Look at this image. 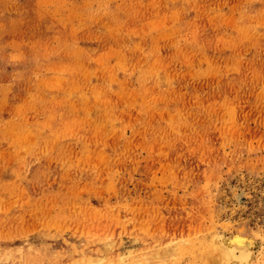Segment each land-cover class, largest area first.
<instances>
[{
	"label": "rangeland",
	"instance_id": "374dc122",
	"mask_svg": "<svg viewBox=\"0 0 264 264\" xmlns=\"http://www.w3.org/2000/svg\"><path fill=\"white\" fill-rule=\"evenodd\" d=\"M218 233L264 264V0H0V264Z\"/></svg>",
	"mask_w": 264,
	"mask_h": 264
},
{
	"label": "bare ground",
	"instance_id": "6f19581e",
	"mask_svg": "<svg viewBox=\"0 0 264 264\" xmlns=\"http://www.w3.org/2000/svg\"><path fill=\"white\" fill-rule=\"evenodd\" d=\"M109 243L112 244L113 242L112 243L109 242ZM166 243H168V242H166ZM255 243L256 242H255L254 238L246 237V236H243V235L238 234V233L232 234V235L230 234L229 237H225L224 235H221L218 233V234H214L211 237L210 242L207 243L206 245H204V247H198V248H200L201 252L204 253L202 256H205L204 258H206V259L208 258L212 262L211 264H247L248 262L250 263L253 259L254 247L257 244V243L255 244ZM104 244H103V247L108 246V243H104ZM110 244H109V246H110ZM166 245H168V244H166ZM173 246L174 245H172L171 248L174 251ZM167 248H168V246H167ZM167 248L166 247H165V249L162 248V250H160V251L157 249L156 250L157 252H154V250H153L154 254H152V252H151V254H147L146 256L148 259H149V257H153V258L158 257L159 259L160 258L162 259V257H165L164 255H166V253L168 251ZM170 249H169L168 253L170 252ZM103 251H104V248H103ZM173 251H171V252H173ZM127 254H128V256H130L129 253H127ZM116 256L118 257V264H125L126 260L122 257L123 253L122 254L119 253ZM197 257H200V255H198ZM141 258H142V256H141ZM153 258H152V260H153ZM90 259H91V257H90ZM161 259L159 260V262L162 261ZM101 260H102L101 258H99L97 260L92 259V260H90V262L92 264H100ZM154 260H156V258ZM133 261H134V259H133ZM149 261H151V260H149ZM156 262H158V261H156ZM136 264H139V263H136ZM193 264H194V262H193ZM209 264H210V262H209Z\"/></svg>",
	"mask_w": 264,
	"mask_h": 264
}]
</instances>
